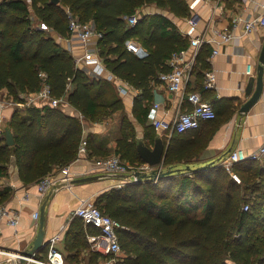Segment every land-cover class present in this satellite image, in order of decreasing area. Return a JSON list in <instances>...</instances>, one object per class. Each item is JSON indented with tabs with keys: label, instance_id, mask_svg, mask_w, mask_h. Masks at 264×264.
Listing matches in <instances>:
<instances>
[{
	"label": "trees",
	"instance_id": "trees-1",
	"mask_svg": "<svg viewBox=\"0 0 264 264\" xmlns=\"http://www.w3.org/2000/svg\"><path fill=\"white\" fill-rule=\"evenodd\" d=\"M150 5L160 12H140ZM67 9L102 33L97 44L107 69L140 89L144 98L149 99L159 75L170 71L171 55L187 47L167 15L187 16L184 0H0V92L7 89L13 101L25 103L27 95L47 83L52 96L73 105L86 120L122 107L105 79H91L63 44L70 36ZM130 17L137 18L134 25ZM42 22L49 30L40 28ZM132 38L147 54L127 49ZM200 69L205 77L207 64ZM63 105L18 108L7 122L0 138V205L12 194L4 180L13 159L25 184L37 183L55 166L76 159L83 124ZM148 110L146 106L142 112L147 115ZM6 129L13 133L14 145L6 143ZM196 130L171 134L162 170L172 169V174L126 182L96 200L122 226L117 229L121 252L115 264H264V160L234 163L231 172L223 163L195 166L207 142ZM154 137L145 143L150 146ZM127 144L119 141L121 148ZM131 147L137 159L130 165L144 163L135 143ZM96 231L79 217L72 220L66 233L69 261L79 260L86 250L87 264L106 258L91 251L87 241V234Z\"/></svg>",
	"mask_w": 264,
	"mask_h": 264
},
{
	"label": "crops",
	"instance_id": "crops-1",
	"mask_svg": "<svg viewBox=\"0 0 264 264\" xmlns=\"http://www.w3.org/2000/svg\"><path fill=\"white\" fill-rule=\"evenodd\" d=\"M184 1L188 6L187 16L175 17L167 11V15L175 22L188 42L187 47L182 51L186 52V58L192 62L181 91L171 92L159 80V83L154 84L149 99L144 98L143 92L127 81L115 74L116 78L108 79L107 72L103 76L98 75L93 71L92 65L83 62L78 67L84 69L91 79L104 78L105 80H102L108 83V87L112 88L122 101V107L109 115H101L98 120L90 121L84 119L81 112L73 105L64 103V111L78 117L83 124V136L78 155L67 165L70 167L73 183L71 182L70 186L59 187L51 192L49 197L41 196L38 193L37 184H25L19 176L15 160L11 161L9 177L4 180V186L8 187L12 194L5 204L19 213V220L16 226L9 225L5 219L0 221V264L9 261L13 264L28 263L26 256L21 254L31 249L40 230L41 219L44 231L43 243L46 245L39 251H35L32 256L46 259L48 244L52 237L58 235L59 240L55 244L64 256V264H87L90 259V250L84 251L77 261L72 262L67 259L66 233L70 223L76 217L74 210L86 203L95 204L102 194L112 188H118V184L130 181L125 178L111 177L108 172L97 169L95 161L118 155L130 164L137 159L132 154V143H135L137 149L139 140L149 143L151 136L161 137L168 147L171 133L157 130L153 122L155 119L172 122L179 113L191 111L193 106L189 100V94L192 92L199 93L203 100L215 107L217 112L216 120L202 122L196 130L198 135L207 142L195 166L210 162L223 163L231 151L242 148L252 152L264 142V73L261 96L248 112L240 111L242 105L256 90L258 67L261 65L260 58L264 47V27L258 26L252 32L246 33L245 25L247 21L264 13L261 6L264 0ZM140 12L153 14L160 10L155 5H150L141 8ZM191 18L197 21L195 37L206 40L201 45H194L193 37L186 33ZM217 32H230L233 38L219 43L221 37ZM130 43L136 47V50L132 52L141 56L147 54L148 51L137 39H130L127 45ZM63 44L74 58L83 56L87 50H94L101 58L106 70L112 73L107 69L99 53L97 41L84 44L76 35L71 34L63 41ZM216 49L219 52L213 55ZM202 63L207 64L208 70H213L216 74V86L213 89L205 88L202 71L206 68L201 71ZM3 94L8 96V100L13 101L7 89L0 92V96ZM16 103L3 110L4 130L14 112L18 108L27 107L24 103ZM34 104L43 105L39 101ZM155 104H158V107ZM146 106L149 108L147 115L142 112ZM88 139H92L91 149L88 148ZM121 140L128 142L127 149L121 148L119 145ZM155 141L149 147L153 148ZM82 144L85 145V151L80 150ZM140 158L142 159L141 156ZM143 162L146 163L144 160ZM163 163L152 167L160 165L163 167ZM63 167L55 166L53 172L59 176ZM84 178L92 179L80 181ZM36 212H39L38 218L35 217ZM90 226L92 229L95 228L97 233L99 232L98 227ZM90 235L92 234H87V241L91 251L96 252L92 247ZM18 257L25 259L21 262L17 260Z\"/></svg>",
	"mask_w": 264,
	"mask_h": 264
},
{
	"label": "built area",
	"instance_id": "built-area-1",
	"mask_svg": "<svg viewBox=\"0 0 264 264\" xmlns=\"http://www.w3.org/2000/svg\"><path fill=\"white\" fill-rule=\"evenodd\" d=\"M264 9V2L261 4ZM67 18L70 35H76L84 44L97 41L98 38L102 37V33L98 32L94 26L89 22H82L79 18L74 15L70 9H67ZM129 22L135 24L137 22L136 17H130ZM258 26L264 27V13L254 18L253 20L247 21L245 25L246 33L252 32V30ZM41 27L49 30L45 23H41ZM197 31V21L193 18L189 19V28L186 33L188 36L193 37L192 43L194 45H201L205 42V38L195 37ZM221 37L222 42H226L233 38V34L230 32H217ZM128 50L135 51L136 47L133 44L127 45ZM219 51L216 49L213 55H216ZM76 65L79 66L81 63L86 62L88 65L93 66V71L98 75H103L107 72L108 79H114L116 76L108 72L102 63L97 52L94 50H87L83 56L75 58ZM170 71L163 72L159 75V80L163 82L167 89L171 92L177 93L183 89L184 82L187 78L188 72L191 68L192 62L186 58L185 51H176L171 55L169 59ZM216 74L213 70H207L204 77V85L206 89L215 88ZM189 100L192 103V110L179 113L172 122H168L162 119H155L153 124L159 131H167L173 133L174 131L183 133L186 131L194 130L200 127L201 122L215 119L217 114L214 106L202 99L199 93L192 92L189 94ZM36 101L41 102L43 105L48 104L52 107H59L61 104L67 103L63 98H56L52 96L51 87L49 84L44 83L41 90L36 93H31L26 96L24 104L26 106L33 105ZM11 100L2 98L0 96V138L3 135V110L12 104ZM17 104V103H16ZM18 105V104H17ZM158 107V104H155ZM81 151H85V145L82 144ZM264 159V142L252 152H247L242 148L235 149L228 154V157L223 162L224 166L230 170L232 165L237 162L253 160L261 161ZM97 169H100L108 173H122L134 175L137 172H151L155 169H161L162 166L152 167L148 163H142L138 166H131L122 160L118 155L110 156L107 158L97 159L95 161ZM129 182H137L136 177H133ZM60 182H65V186H70L72 182V174L69 166L61 168L60 175L52 174L45 175L36 184L38 193L41 196L46 195L50 189ZM125 183L118 184V188L124 186ZM248 209V205L245 206ZM74 216L79 217L83 220L86 225H93L98 227L99 232L90 235L92 247L96 252L101 253L106 258L95 264H115L118 256L121 252V245L117 229L122 227L120 223L110 215L104 213L94 203H86L74 210ZM35 217H39V212L35 213ZM6 220L11 226H16L19 220V213L16 210L9 208L5 203L0 205V221ZM59 240V236L56 235L51 238L48 244V255L46 259H41L35 256L25 257L26 264H64V256L61 251L56 248V242ZM20 255V254H18Z\"/></svg>",
	"mask_w": 264,
	"mask_h": 264
},
{
	"label": "water",
	"instance_id": "water-1",
	"mask_svg": "<svg viewBox=\"0 0 264 264\" xmlns=\"http://www.w3.org/2000/svg\"><path fill=\"white\" fill-rule=\"evenodd\" d=\"M54 3H58L59 0H52ZM261 65H259V72L257 75V80H256V90L252 94V96L242 105L241 107V112H248L249 109L253 104L257 102L259 97L261 96L263 92V73H264V47L262 51V55L260 58ZM6 143L8 145H14L15 140L13 133L9 130L6 129ZM137 150L142 157V159L148 163L150 166H156L159 164H162L165 156H166V151H167V146L165 145L164 141L162 140L161 137H157L155 144L153 148L147 146L142 140L138 141L137 145ZM215 164V162H210L208 164L200 166L201 168H207ZM190 166H187V169H189ZM174 170L172 169H167V170H162V169H155L152 170L151 172H137L134 175L131 174H118V173H109L111 177H117V178H125V179H132L133 177H136V181H141L144 179H151V180H159L161 178H164L166 175L172 174ZM92 178H84L80 181H85V180H90ZM78 181V180H77ZM73 183V180H72ZM65 182H60L56 186L52 187L50 191L46 194L49 197V194L53 192L54 190L58 189L59 187L65 186ZM47 198V197H46ZM42 213H43V208H42ZM43 218V216H42ZM44 242V231H43V221L41 219V226L40 230L38 232L37 237L35 238L33 245L31 249L27 252H23L21 255L22 256H32L35 251H39L41 248H43L46 244ZM25 258L23 257H18L17 260L23 262ZM4 264H13L12 261L6 262Z\"/></svg>",
	"mask_w": 264,
	"mask_h": 264
},
{
	"label": "rangeland",
	"instance_id": "rangeland-1",
	"mask_svg": "<svg viewBox=\"0 0 264 264\" xmlns=\"http://www.w3.org/2000/svg\"><path fill=\"white\" fill-rule=\"evenodd\" d=\"M36 18L35 17H33V21L35 22L36 20H35ZM43 23V22H42ZM36 24L38 25V21L36 22ZM69 26V25H68ZM40 28H42L41 27V23H40ZM49 28V27H48ZM42 29H44V28H42ZM44 30H46V29H44ZM104 75V74H103ZM103 75H101V76H103ZM2 98H7L8 99V96H4V94L2 95ZM213 120V119H212ZM209 121H211V120H209ZM203 122H205V121H203ZM198 129V128H197ZM194 130H196V129H194ZM194 130H190V131H194ZM190 131H186V132H190ZM180 133V132H179ZM264 160V159H263ZM253 161V160H252ZM230 172H231V169L229 170ZM119 174H122V173H119ZM233 176H235L236 178H238L235 174L233 175ZM73 179V178H72Z\"/></svg>",
	"mask_w": 264,
	"mask_h": 264
}]
</instances>
